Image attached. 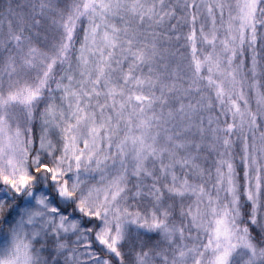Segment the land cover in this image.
<instances>
[{"label": "snow or ice", "instance_id": "1", "mask_svg": "<svg viewBox=\"0 0 264 264\" xmlns=\"http://www.w3.org/2000/svg\"><path fill=\"white\" fill-rule=\"evenodd\" d=\"M0 264H264V0H0Z\"/></svg>", "mask_w": 264, "mask_h": 264}]
</instances>
